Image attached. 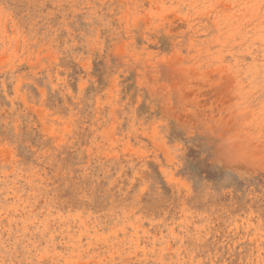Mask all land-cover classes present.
I'll return each mask as SVG.
<instances>
[{
	"label": "rangeland",
	"instance_id": "obj_1",
	"mask_svg": "<svg viewBox=\"0 0 264 264\" xmlns=\"http://www.w3.org/2000/svg\"><path fill=\"white\" fill-rule=\"evenodd\" d=\"M0 264H264V0H0Z\"/></svg>",
	"mask_w": 264,
	"mask_h": 264
}]
</instances>
